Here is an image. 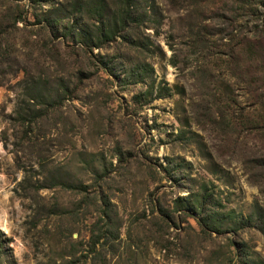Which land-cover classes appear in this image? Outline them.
I'll use <instances>...</instances> for the list:
<instances>
[{"label": "rangeland", "instance_id": "rangeland-1", "mask_svg": "<svg viewBox=\"0 0 264 264\" xmlns=\"http://www.w3.org/2000/svg\"><path fill=\"white\" fill-rule=\"evenodd\" d=\"M72 1L0 0V264H264V0Z\"/></svg>", "mask_w": 264, "mask_h": 264}, {"label": "trees", "instance_id": "trees-1", "mask_svg": "<svg viewBox=\"0 0 264 264\" xmlns=\"http://www.w3.org/2000/svg\"><path fill=\"white\" fill-rule=\"evenodd\" d=\"M39 1V0H38ZM52 1V0H49ZM114 4L115 10L108 11L109 3ZM136 0H73L75 12L92 21L95 26V35L99 47L114 39L121 32L130 28L134 19ZM86 40L91 43L88 33Z\"/></svg>", "mask_w": 264, "mask_h": 264}]
</instances>
